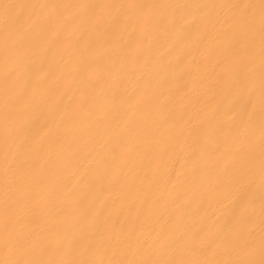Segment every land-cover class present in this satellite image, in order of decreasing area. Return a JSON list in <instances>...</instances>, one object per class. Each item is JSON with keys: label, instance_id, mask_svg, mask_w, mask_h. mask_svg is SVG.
Returning a JSON list of instances; mask_svg holds the SVG:
<instances>
[{"label": "bare ground", "instance_id": "obj_1", "mask_svg": "<svg viewBox=\"0 0 264 264\" xmlns=\"http://www.w3.org/2000/svg\"><path fill=\"white\" fill-rule=\"evenodd\" d=\"M0 264H264V0H0Z\"/></svg>", "mask_w": 264, "mask_h": 264}]
</instances>
